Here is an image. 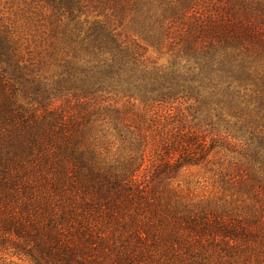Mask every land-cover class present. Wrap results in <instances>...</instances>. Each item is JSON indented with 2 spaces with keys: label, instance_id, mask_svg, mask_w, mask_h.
Here are the masks:
<instances>
[{
  "label": "trees",
  "instance_id": "trees-1",
  "mask_svg": "<svg viewBox=\"0 0 264 264\" xmlns=\"http://www.w3.org/2000/svg\"><path fill=\"white\" fill-rule=\"evenodd\" d=\"M0 5L50 48L34 65L16 20L0 16V252L26 264H264V0ZM175 102L187 113L164 110ZM231 139L244 161L226 182L247 210L178 198L181 169Z\"/></svg>",
  "mask_w": 264,
  "mask_h": 264
},
{
  "label": "rangeland",
  "instance_id": "rangeland-1",
  "mask_svg": "<svg viewBox=\"0 0 264 264\" xmlns=\"http://www.w3.org/2000/svg\"><path fill=\"white\" fill-rule=\"evenodd\" d=\"M0 16L7 21L8 18L16 20L15 29L23 43L21 54L29 58L30 62L37 65L38 62H46L49 58L50 48L42 29L33 25L25 24L19 16H13L7 7L0 5ZM8 22V21H7ZM26 47V49H25ZM147 56L154 59L157 54L148 50ZM163 59H159L161 61ZM186 103L175 102L164 106V110L172 114L177 108L182 113H187ZM235 145L232 149L217 148L210 155L209 160L197 166H186L181 169L176 180L173 182L174 191L182 201L190 202L195 206L211 205L223 206L231 212L246 211L250 200L246 195L238 193L235 186L226 182V175L232 170L234 165H239L244 161L240 154L241 146L235 140H230ZM258 203H256V207ZM2 262L13 264H26L27 261L17 255H11L8 251L0 252ZM0 261V264H1Z\"/></svg>",
  "mask_w": 264,
  "mask_h": 264
}]
</instances>
